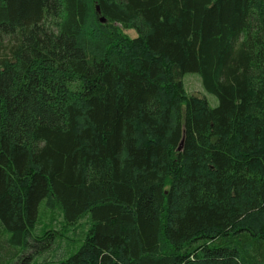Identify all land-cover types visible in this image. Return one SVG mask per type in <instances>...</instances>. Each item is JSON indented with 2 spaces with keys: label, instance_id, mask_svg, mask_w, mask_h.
<instances>
[{
  "label": "trees",
  "instance_id": "obj_1",
  "mask_svg": "<svg viewBox=\"0 0 264 264\" xmlns=\"http://www.w3.org/2000/svg\"><path fill=\"white\" fill-rule=\"evenodd\" d=\"M0 264H264V0H0Z\"/></svg>",
  "mask_w": 264,
  "mask_h": 264
},
{
  "label": "rangeland",
  "instance_id": "obj_2",
  "mask_svg": "<svg viewBox=\"0 0 264 264\" xmlns=\"http://www.w3.org/2000/svg\"><path fill=\"white\" fill-rule=\"evenodd\" d=\"M121 29L126 35L130 37H133L137 34L136 29L134 27H122ZM200 80V75L197 72H186L182 77L183 85L188 94L195 93L204 95L211 105H215L217 103L216 96L213 93H210L209 91L203 89ZM48 221L49 215L47 213L43 216V223H47ZM76 231L77 227L75 228L74 232Z\"/></svg>",
  "mask_w": 264,
  "mask_h": 264
},
{
  "label": "water",
  "instance_id": "obj_3",
  "mask_svg": "<svg viewBox=\"0 0 264 264\" xmlns=\"http://www.w3.org/2000/svg\"><path fill=\"white\" fill-rule=\"evenodd\" d=\"M97 8H98V6H97ZM101 19H103V17H101Z\"/></svg>",
  "mask_w": 264,
  "mask_h": 264
}]
</instances>
